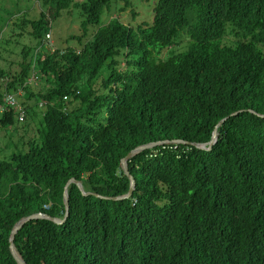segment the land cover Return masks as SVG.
<instances>
[{"label": "trees", "instance_id": "16d2710c", "mask_svg": "<svg viewBox=\"0 0 264 264\" xmlns=\"http://www.w3.org/2000/svg\"><path fill=\"white\" fill-rule=\"evenodd\" d=\"M36 1L35 18L9 13L5 42L25 27L29 42L9 62L17 69L0 68V102L21 89L25 111L33 96L44 104L26 150L0 149V264H17L19 219L63 218L70 178L90 194L71 183L63 223L17 231L26 264H264V0H154L134 26L102 23L110 0ZM75 11V45L47 47L53 20ZM182 36L185 50L157 58ZM32 74L44 90H29ZM223 118L209 150L164 144L128 160L129 198L93 195L127 193L120 160L136 146L208 143ZM18 123L13 109L0 113V128Z\"/></svg>", "mask_w": 264, "mask_h": 264}, {"label": "rangeland", "instance_id": "374dc122", "mask_svg": "<svg viewBox=\"0 0 264 264\" xmlns=\"http://www.w3.org/2000/svg\"><path fill=\"white\" fill-rule=\"evenodd\" d=\"M83 1V0H80ZM154 0H110L109 10H105L101 16L102 23L107 22L112 17L119 18L124 23H129L134 26L141 21H149L152 15V7ZM38 4L36 0H0V68L8 69L11 65V71H14L18 67L14 63H9L16 59L20 46L27 44L29 38L27 37V27H25V34L22 37L16 38L14 35L10 38V42H5L10 35V29L6 25L8 24L9 13L13 14L11 21H16V17H21L19 11L26 10L27 16L35 18L38 15ZM75 10V9H74ZM15 14V15H14ZM13 23V22H12ZM80 17L77 11L70 15L63 13L61 16L53 20L50 30L51 42L55 46L75 45V42L69 38L73 34H79ZM12 33V32H11ZM9 36V37H8ZM230 42V39L227 40ZM188 39L186 36H182L180 42L177 45L161 50L157 58L164 60L172 52H179L186 49ZM49 49V48H48ZM120 64V63H119ZM124 63H121L120 69L124 68ZM108 73V69L104 67L99 76L94 81V87L99 88L101 79ZM32 76V75H31ZM31 79V77H30ZM29 90L36 93L39 89L44 90L47 85L43 80L34 78L30 80ZM0 86L3 87V82L0 78ZM12 93L15 95L18 103L22 105L24 102V92L18 89L17 92L3 91L4 93ZM26 105V117L23 122L18 123L16 130L0 128V149L5 154H9L12 151L26 150L27 143L36 138L37 130L40 124L41 113L44 110L43 106H39V101L33 96L32 100L28 101ZM37 103V104H36ZM76 102L68 105L70 109Z\"/></svg>", "mask_w": 264, "mask_h": 264}, {"label": "water", "instance_id": "95a60500", "mask_svg": "<svg viewBox=\"0 0 264 264\" xmlns=\"http://www.w3.org/2000/svg\"><path fill=\"white\" fill-rule=\"evenodd\" d=\"M251 111V110H250ZM253 112V111H251ZM238 112H234L231 115H236ZM255 113V112H253ZM260 116H264V114L260 115ZM226 118L221 119L217 125L215 126L213 133H212V137L210 139V141L208 143H196V142H185L182 140H178V139H174V140H163V141H157V142H149L146 144H141L136 146L135 148H133L132 150H130L121 160H120V166L124 172V174L128 177L129 179V189L127 191V193L123 194V195H119V196H113V197H104V196H99L98 194H93L95 196L101 197V198H105V199H112V200H122V199H126L129 198L132 195V192L134 190V180L132 178V176L130 175L129 171H128V167H127V161L130 160L132 157H134L136 154L146 150V149H151L155 146L158 145H164V144H179V143H185L188 144L190 146H193L195 148H199V149H206L209 150L212 145L216 142L217 140V127L220 126L224 120ZM74 183L75 185H77V187L79 188V190L82 192L83 195H88L90 194V192H85L82 184L80 181L74 179V178H70L65 186H64V191H63V203H64V209H65V213L63 218L59 219L56 217H52L46 213H42V212H37V213H33L27 216L22 217L21 219H19L12 227L11 231H10V235H9V250L10 253L12 255V257L14 258V260L17 262V264H26L24 262V260L22 259V257L20 256V254L16 251L15 247H14V237L15 234L17 233V231L28 221L33 220V219H48L54 223L57 224H61L64 222V220L66 219V217L68 216V209H69V200H68V193H67V189L68 186Z\"/></svg>", "mask_w": 264, "mask_h": 264}, {"label": "built area", "instance_id": "2783aa9c", "mask_svg": "<svg viewBox=\"0 0 264 264\" xmlns=\"http://www.w3.org/2000/svg\"><path fill=\"white\" fill-rule=\"evenodd\" d=\"M46 41H47V47H52V42H51V36L50 33H47L45 35ZM53 49V48H52ZM35 74H32L31 79H34ZM30 79V80H31ZM65 98V97H64ZM44 104L41 102L39 103V106H43ZM8 109H13L15 111V116L18 122H23L25 120L26 117V112L24 107L18 103L16 97L14 94L12 93H4L3 98H2V102H0V113H2L4 110H8Z\"/></svg>", "mask_w": 264, "mask_h": 264}]
</instances>
